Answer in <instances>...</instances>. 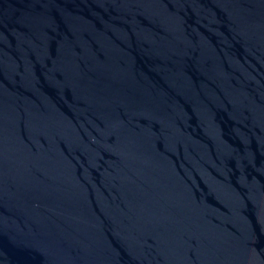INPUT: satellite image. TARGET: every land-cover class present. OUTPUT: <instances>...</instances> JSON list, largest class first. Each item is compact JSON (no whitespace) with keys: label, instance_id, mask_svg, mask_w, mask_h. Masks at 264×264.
<instances>
[{"label":"water","instance_id":"95a60500","mask_svg":"<svg viewBox=\"0 0 264 264\" xmlns=\"http://www.w3.org/2000/svg\"><path fill=\"white\" fill-rule=\"evenodd\" d=\"M0 264H264V0H0Z\"/></svg>","mask_w":264,"mask_h":264}]
</instances>
